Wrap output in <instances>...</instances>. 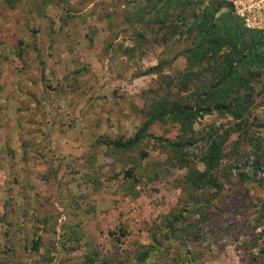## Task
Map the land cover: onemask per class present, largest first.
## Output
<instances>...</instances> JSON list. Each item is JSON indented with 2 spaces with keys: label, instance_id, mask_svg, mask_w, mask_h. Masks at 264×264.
<instances>
[{
  "label": "rangeland",
  "instance_id": "1",
  "mask_svg": "<svg viewBox=\"0 0 264 264\" xmlns=\"http://www.w3.org/2000/svg\"><path fill=\"white\" fill-rule=\"evenodd\" d=\"M39 4L22 0L10 8L0 0L1 264H83L89 250L97 252L96 264H135L134 251L152 238L160 243L156 264H181L184 247L195 256L192 264H264V171L255 181L225 183L213 202L219 216L180 244L160 238L165 216L179 202L173 179L183 171L147 196L123 198L114 177L120 165L107 166L104 148L96 146L101 137L134 133L145 97L161 92V77L175 80L184 70V58L172 55L185 44L161 56L148 38V46L127 55V26L115 35L106 24L121 0H51L38 12ZM158 56L169 65L160 74H143ZM229 119L204 116L194 130L227 126ZM172 133L167 128L166 135ZM147 154L158 157L149 147ZM93 172L107 180L96 191ZM120 228L127 234L118 243ZM71 231L81 235L78 242L68 241ZM36 238L51 251L50 263L36 262L29 251Z\"/></svg>",
  "mask_w": 264,
  "mask_h": 264
},
{
  "label": "trees",
  "instance_id": "2",
  "mask_svg": "<svg viewBox=\"0 0 264 264\" xmlns=\"http://www.w3.org/2000/svg\"><path fill=\"white\" fill-rule=\"evenodd\" d=\"M21 1L4 3L13 8ZM50 2L39 0L36 9L39 12ZM121 3L114 21L108 20L109 15L105 18L115 35L120 27L127 26L132 42V49L124 51L127 55L133 48L148 46V38L162 48L161 56L182 42L185 47L174 51L172 58L183 57L186 66L175 80L161 77V92L145 97L143 120L131 136H104L96 146L104 148L101 154L107 166L120 165V174L114 177L119 178L117 190L123 198L147 196L153 186L183 171L173 179V187L180 192L179 202L165 216V231L160 238L183 244L195 238L201 224L219 216L221 212L213 202L225 183L231 178L241 183L255 181L257 173L264 171V33L246 29L231 6L218 0ZM161 56L143 74H160L170 63ZM212 114L228 117L230 122L194 130L198 120ZM167 128L172 129L171 136L166 135ZM232 135L234 139H230ZM148 147L159 158L151 159ZM89 181L95 191L107 182L96 178V172ZM260 209L259 220L264 223V205ZM191 214H195V221H190ZM126 234L124 228L118 229L115 242L121 243ZM80 236L71 231L68 241L76 243ZM28 249L38 263L53 260L39 238L32 240ZM158 249L159 241L152 238L149 245L134 251V263L156 264ZM181 258V264L195 262V256L185 247ZM97 260V252L89 250L83 264H96Z\"/></svg>",
  "mask_w": 264,
  "mask_h": 264
},
{
  "label": "built area",
  "instance_id": "3",
  "mask_svg": "<svg viewBox=\"0 0 264 264\" xmlns=\"http://www.w3.org/2000/svg\"><path fill=\"white\" fill-rule=\"evenodd\" d=\"M217 1V0H216ZM229 4L246 29L264 33V0H218Z\"/></svg>",
  "mask_w": 264,
  "mask_h": 264
}]
</instances>
